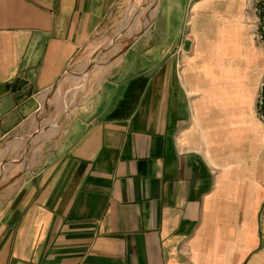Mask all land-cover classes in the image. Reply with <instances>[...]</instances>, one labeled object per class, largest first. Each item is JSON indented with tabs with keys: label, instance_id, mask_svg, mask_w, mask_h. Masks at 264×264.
<instances>
[{
	"label": "crops",
	"instance_id": "1",
	"mask_svg": "<svg viewBox=\"0 0 264 264\" xmlns=\"http://www.w3.org/2000/svg\"><path fill=\"white\" fill-rule=\"evenodd\" d=\"M123 1L0 0V264H264L248 0Z\"/></svg>",
	"mask_w": 264,
	"mask_h": 264
},
{
	"label": "rangeland",
	"instance_id": "2",
	"mask_svg": "<svg viewBox=\"0 0 264 264\" xmlns=\"http://www.w3.org/2000/svg\"><path fill=\"white\" fill-rule=\"evenodd\" d=\"M136 0H124L120 7L118 8L117 11V18L115 23L113 24V28L110 30V32L108 34H103V40L98 42V43H103V45L107 44L113 37L114 35H116L117 31H118V27L120 28H126L127 30H125L126 32H123L124 34H129V32L133 31V36H138L142 31H144L153 21L154 17L152 18L150 24H148L149 20L151 17H149V15H144L143 12V16L141 15L140 12V16L139 14H137L139 11L137 10V8H131V5L135 2ZM153 2V0H151ZM157 0L154 1V4H156V8L153 11L154 13L156 12L157 9ZM147 11V10H146ZM148 12V11H147ZM149 13V12H148ZM189 17L186 16L185 18V23L187 21H190L191 18V13L190 15L188 14ZM133 17V18H132ZM129 23V24H128ZM127 43V42H126ZM122 48V46H121ZM123 51V49H119L118 52L116 53L117 55L119 53H121Z\"/></svg>",
	"mask_w": 264,
	"mask_h": 264
},
{
	"label": "built area",
	"instance_id": "3",
	"mask_svg": "<svg viewBox=\"0 0 264 264\" xmlns=\"http://www.w3.org/2000/svg\"><path fill=\"white\" fill-rule=\"evenodd\" d=\"M246 10L252 40L264 53V0H248ZM255 116L264 126V77L256 96Z\"/></svg>",
	"mask_w": 264,
	"mask_h": 264
},
{
	"label": "bare ground",
	"instance_id": "4",
	"mask_svg": "<svg viewBox=\"0 0 264 264\" xmlns=\"http://www.w3.org/2000/svg\"><path fill=\"white\" fill-rule=\"evenodd\" d=\"M143 1H144V0H143ZM145 1H146V0H145ZM145 1H144V2H145ZM150 3H151V1H148V3H147V4L145 3V4L148 6V5H150ZM143 5H144V4H143ZM147 6H145V7H147ZM144 9H145V8H144ZM144 11H146V9H145ZM142 14H143V11H142ZM144 15H146V14H144ZM147 16H148V15H147ZM115 57H116V56H115Z\"/></svg>",
	"mask_w": 264,
	"mask_h": 264
}]
</instances>
